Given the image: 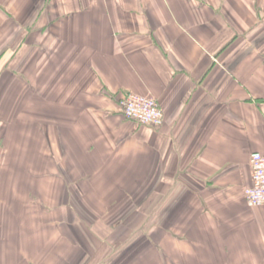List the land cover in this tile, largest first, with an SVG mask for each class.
<instances>
[{"label": "crops", "instance_id": "0c3cea01", "mask_svg": "<svg viewBox=\"0 0 264 264\" xmlns=\"http://www.w3.org/2000/svg\"><path fill=\"white\" fill-rule=\"evenodd\" d=\"M255 152L264 0H0V264H264Z\"/></svg>", "mask_w": 264, "mask_h": 264}, {"label": "built area", "instance_id": "2783aa9c", "mask_svg": "<svg viewBox=\"0 0 264 264\" xmlns=\"http://www.w3.org/2000/svg\"><path fill=\"white\" fill-rule=\"evenodd\" d=\"M120 112L139 125L159 128L163 125L164 114L158 101L148 95L127 94L120 103ZM252 184L245 189L244 198L250 208L264 206V155L255 152L250 158Z\"/></svg>", "mask_w": 264, "mask_h": 264}, {"label": "rangeland", "instance_id": "374dc122", "mask_svg": "<svg viewBox=\"0 0 264 264\" xmlns=\"http://www.w3.org/2000/svg\"><path fill=\"white\" fill-rule=\"evenodd\" d=\"M120 111V110H119ZM123 115V114H122Z\"/></svg>", "mask_w": 264, "mask_h": 264}]
</instances>
